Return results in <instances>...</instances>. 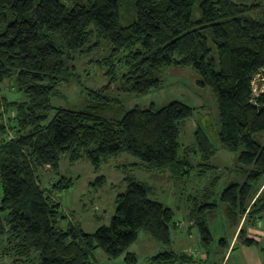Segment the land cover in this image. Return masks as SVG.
I'll return each mask as SVG.
<instances>
[{
	"label": "trees",
	"instance_id": "1",
	"mask_svg": "<svg viewBox=\"0 0 264 264\" xmlns=\"http://www.w3.org/2000/svg\"><path fill=\"white\" fill-rule=\"evenodd\" d=\"M126 2L131 1L0 0L1 263L28 264L38 255V264H94L93 252L101 249L110 259L125 253L126 262L136 264L128 249L140 231L170 247L148 264L201 261L171 248L174 211L150 197L151 187L133 176L122 179L125 189L116 194L109 224L93 232L83 230L53 197L69 188L71 178L59 175L42 186L39 170L59 174L64 155L70 162L86 158L99 171L111 157L126 153L150 171L190 174L194 165L187 153L195 149L201 152L196 173L215 166L211 141L200 126L193 146L179 155L180 129L194 109L182 101L160 108L135 106L119 119L99 114L108 100L83 110L52 104L59 87L77 72L78 58L104 42L110 47L108 73L114 72L116 58L125 57L130 65L124 89L137 95L159 88L162 69L171 66L191 67L197 84L211 88L219 109L220 145L236 153L246 177L242 183L231 181L219 197L238 227L231 250L237 241L258 246L240 222L254 224L264 212V146L253 136L264 131V89L254 90V81H264V0H134L135 18L123 24ZM10 78L22 99L2 94ZM92 92L103 97V87ZM95 182L105 183L104 175ZM215 206L199 208L195 202L187 214L206 260L213 242L207 219L214 218ZM220 242L230 246L226 238Z\"/></svg>",
	"mask_w": 264,
	"mask_h": 264
},
{
	"label": "rangeland",
	"instance_id": "2",
	"mask_svg": "<svg viewBox=\"0 0 264 264\" xmlns=\"http://www.w3.org/2000/svg\"><path fill=\"white\" fill-rule=\"evenodd\" d=\"M130 1V3H124L121 8L123 24H128L135 18L134 0ZM198 14V8L195 7L194 15ZM56 42L60 44L58 38H56ZM109 54V43L104 42L101 47H96L91 52L80 56L76 61L77 72L68 84L59 87L61 93L52 98V104L55 107L83 110L108 100L109 106L98 108L99 114L103 117L119 119L126 111L135 106L144 108L153 104L155 108H160L173 100L182 101L194 109L193 116L188 118L180 129L179 155H183L185 148L193 146L195 143L194 132L200 126L207 133L211 141V149L214 150L211 163L218 168L215 166L208 169L204 167L203 171L196 173L199 168L195 165L201 159V152L195 149H188L187 153L194 165L190 174L183 170L174 174L169 170L150 171L143 167L140 160L126 153L111 157L109 162L101 165L99 171H96L86 158L70 162L64 155L59 162V174L53 171L39 170L42 186H47L53 180L56 181L59 175L71 178L73 182L69 188L57 190L53 197L60 203L63 211L73 214L75 222L79 223L83 230L93 232L100 225L109 224L115 211L116 194L125 189L122 179L127 175L133 176L151 187L150 197L163 202L174 211V222L177 226H171V248L193 256L201 252L205 253V250L199 242L197 228L189 226L188 211L190 207H195V202L200 206L199 208L205 203L216 204L214 218L207 219L213 236V242L209 247L210 259L208 262L212 264H249L241 247L238 246L241 244L240 241H237V247L229 252L228 246L224 247L220 242L221 238H226L229 244L232 243L238 232V227L236 228L232 224L225 213V207L220 202V194L231 181L242 183L246 177L245 173L241 171L239 163L236 162V153L230 152L220 145L218 138L219 109L211 88L197 84L198 76L191 67L171 66L162 69L159 88L151 89L143 95H137L131 90L124 89L123 75L128 71L130 63L126 62L123 56L119 60L116 58L113 61L116 65L114 72L108 73L111 68ZM261 82L262 84H259V81H256L255 86L257 88L264 87V81ZM14 84L13 78L7 79L1 86V92L8 99L20 100L22 95L15 90ZM102 87L103 97L96 96L92 92ZM253 136L264 146V131L255 133ZM97 175H104L105 183L101 185L96 183ZM209 206L205 205V210L209 211L211 209ZM61 223L63 226L67 225L64 219ZM241 223H244L246 234H248V227L252 226L251 222L243 221ZM256 225L264 228V212L258 218ZM188 228H190V232ZM263 247L264 245H260L258 253L264 259ZM168 248H170L168 245L158 243L147 232L140 231L128 251L135 254L136 264H148L151 256ZM38 258L37 255V259L31 263L28 262V264H38ZM92 259L94 264H129L125 260V253L110 259L101 249L94 250ZM9 263L8 259L0 262V264Z\"/></svg>",
	"mask_w": 264,
	"mask_h": 264
},
{
	"label": "crops",
	"instance_id": "3",
	"mask_svg": "<svg viewBox=\"0 0 264 264\" xmlns=\"http://www.w3.org/2000/svg\"><path fill=\"white\" fill-rule=\"evenodd\" d=\"M263 186H264V182L262 184V187ZM257 220H258V218L254 221V224H252L251 227H248V231L249 232H248L247 236L257 240L258 241V246H247V245H244V244L238 245L239 247H241V249L243 251V254L246 257V259H247L249 264H264V259L261 258L260 254L258 253V250H259L258 248L260 247V245H264V228H261L260 226L256 225ZM243 221H244V218L241 220V222H243ZM189 229L190 228H188V230ZM233 242L230 243V246L228 247V252L231 250ZM184 251H186V250H184ZM196 255H197V257H196ZM196 255L194 256L195 258L199 257L198 259H201L200 263H196V264H212V263L208 262L210 257H209L208 260L205 259L206 258V254L205 253L201 252V253L196 254Z\"/></svg>",
	"mask_w": 264,
	"mask_h": 264
},
{
	"label": "built area",
	"instance_id": "4",
	"mask_svg": "<svg viewBox=\"0 0 264 264\" xmlns=\"http://www.w3.org/2000/svg\"><path fill=\"white\" fill-rule=\"evenodd\" d=\"M258 78V77H257ZM264 89V87L262 86L261 90ZM254 90L257 91V87L255 86V81H254Z\"/></svg>",
	"mask_w": 264,
	"mask_h": 264
}]
</instances>
